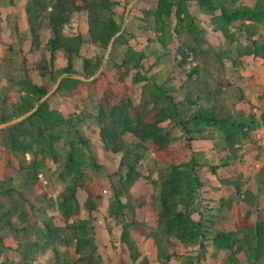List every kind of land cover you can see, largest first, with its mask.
<instances>
[{
  "label": "trees",
  "instance_id": "trees-1",
  "mask_svg": "<svg viewBox=\"0 0 264 264\" xmlns=\"http://www.w3.org/2000/svg\"><path fill=\"white\" fill-rule=\"evenodd\" d=\"M138 2L140 17L148 23V29L141 32L147 35L146 42L156 40L167 46L165 24L168 23L169 36L175 34L177 38V55L180 56L175 54V60L178 65L186 62L189 56L203 64L212 58L219 69L226 71L227 67L240 65L245 56L264 58V32L261 29L264 26V0ZM117 4V0H30L26 10L33 42L39 41L37 29L39 23L45 21L49 33L45 44L47 53L36 61L24 59L25 92L14 110L3 112L0 118L1 122L7 121L31 110L21 119L6 125L9 146L18 159L23 178L29 184L41 183L38 175L47 160L59 161L58 140L64 138L68 146L61 173L63 185L58 192L57 203L67 232L63 240H74L77 255L66 264H112L98 250L93 233V213L101 205L103 192L98 175L88 163L98 168L101 164L97 163L94 154L86 151L90 136L83 131V124L110 152L111 157L104 161L105 173L113 191L109 215L121 223L122 241L130 242L132 233L152 237L160 264H167L170 254L161 246L160 231L163 230L177 238L186 251H191L196 242L205 248V239L209 238L215 251H227L230 264H264V219L253 221L251 209H247L241 224H236L234 228L216 227L209 232L205 220L214 221L206 214L216 213L219 205L211 201L204 206L201 204L203 198L198 196L203 186L201 165L205 164L218 174V167L228 164L237 155L240 146L236 143L248 133L246 129H251L255 123H264V111L259 116L254 112L233 111L221 94L222 85L228 86L230 80H219L221 87L210 86L201 77L198 64L192 65L177 81L173 80L170 72L158 78L153 69L158 55L149 60L144 49L128 46L118 62L120 80L130 77L133 83L140 84L139 91L130 90L127 82L118 86L106 80L94 99L96 112L72 108V105L84 103L95 95L96 83L103 70L95 74L102 65L103 56L91 52L90 48L105 49L111 40L120 35L117 34L121 29L116 17ZM79 11H86L87 34H69L64 26ZM209 35H215L217 39L213 44ZM234 42L239 44L233 46ZM60 55L66 61L57 66L56 59ZM78 60L81 61L80 67L77 66ZM35 73L44 82L37 81ZM58 78L56 87L49 92L51 83ZM238 90L236 96L244 99L242 89ZM178 92H183L181 98ZM166 120L182 128L189 146L196 139L218 136L213 145L224 142L226 146L222 148L226 147L230 152L206 157L201 162L194 154L188 160H170L174 155L173 135L163 125ZM129 136H132L131 140ZM147 142H150L155 156L164 162L158 171L159 208L154 226H148L136 216L138 208L146 200L132 192L141 176L150 177L142 164ZM255 148L259 158L264 160V144H257ZM29 151L33 158L28 161L26 153ZM261 169L264 173V163ZM235 184L240 190V185ZM80 195H84L83 203L88 214L85 217L79 216ZM194 198L202 199L197 209L198 216H194L189 208ZM245 199L250 204L254 201L250 202L248 196ZM33 206L13 180H0V240L1 230H12L19 235L30 227L29 208ZM44 225L48 243L59 237L61 228L58 224L46 219ZM37 246L39 244L34 240L23 242L18 239L16 246L1 247L0 264H9L17 252L23 256L24 264H32L30 260L35 258ZM240 250L245 253L243 262L236 255ZM192 262V255L189 254L182 264ZM139 264L152 263L145 255Z\"/></svg>",
  "mask_w": 264,
  "mask_h": 264
},
{
  "label": "rangeland",
  "instance_id": "rangeland-1",
  "mask_svg": "<svg viewBox=\"0 0 264 264\" xmlns=\"http://www.w3.org/2000/svg\"><path fill=\"white\" fill-rule=\"evenodd\" d=\"M29 1L0 0L2 24L0 32V118L3 112L7 113L14 110L21 99V95L25 92L23 82L25 76L24 59L36 61L42 57L43 53H47L45 44L49 33L45 21H41L37 29L39 41L37 43L33 42V33L26 10ZM117 1L118 11L116 17L121 24V29L117 34L120 35L115 40H111L105 49L96 46L90 48L91 52L103 56L102 65L95 75H98L102 70L103 73L96 83L97 90L94 97L87 99L84 103L72 105L73 109L78 111L80 108H86L91 112H96L94 99L106 80H110L118 86H121L123 82H127L130 90L139 91L140 84L133 83L130 77H126L124 81H121L118 70V62L124 56L126 48L135 46L144 49L149 55V60L155 59V56L158 55V61L153 68L157 72L158 78H163L170 72L173 80L177 81L178 78L185 76V71H189L192 65L198 64L201 68V77L210 86L218 85L221 87L219 80H230L228 86L226 84L222 85L221 94L225 96L226 102L232 106L234 112L243 110L245 113L254 112L259 116L260 112L264 111V58L245 56L240 65L227 67L226 71L219 69L212 58L209 59L208 63L203 64L194 57L189 56L186 62L178 65L177 60H175L177 38L175 34L169 36V24H165L167 46L159 44L156 40L148 43L146 42L147 35L141 34V32L148 29V23L140 17L138 0ZM64 29L69 34L82 33L86 35V11L75 12L72 19L65 24ZM261 29L264 32V26ZM214 36L209 35L212 44L217 40ZM238 44L234 42L233 46ZM65 61V57L60 55L56 59V65L61 66ZM77 66H81L80 60L77 61ZM59 78L56 82L51 83L49 92L56 87ZM35 79L39 80L36 73ZM39 81L44 82L43 79ZM240 88L244 99H239L236 96ZM232 89L237 91L233 92ZM177 95L181 98L183 92H178ZM1 124L0 121V180H13L34 206L29 208L28 226L30 227L27 230L20 232L19 235H15L12 230H1L0 248L8 245L16 246L18 239L23 242L34 240L39 246L36 247L35 258L30 260L33 262L32 264H66L77 255L74 249V240L68 242L63 240V236H66L67 232L64 228L65 220L57 203L58 192L63 185L61 173L64 171L63 162L68 146L64 138L58 140L56 146L60 157L59 161L47 160L46 165L43 166L38 175L41 183L29 184L23 178L19 170L18 159L9 146L6 125ZM163 125L173 135L174 155L170 160H188L194 154L201 162L206 157L213 158L230 152L226 147L222 148L226 146L224 142L213 145V141L218 136L213 139H196L191 141L192 146H189L187 137L179 125L172 124L168 120L164 121ZM81 126L83 131L90 136L89 148H86L87 153L94 154L97 163L101 164L98 168L91 165L90 162L88 163L95 174L98 175L103 192L101 205L93 213L95 216L93 219V233L98 244V250L112 264H139L145 255L149 256L152 264H160L156 248L153 247L152 237L132 233L130 242L127 243L121 240L122 225L115 217L109 215V209L113 202V191L108 183L104 161L106 158L111 157L110 152L94 132H91L84 124ZM246 130H248V133L241 136L236 143V146H240L237 155L228 164L220 165L217 169L218 174L207 168L205 164L200 167L203 186L198 196L203 200L194 198L189 208L194 216H198L197 209L200 200H202L201 204L204 206L211 201H215V204L219 205L216 213L213 215L212 212L206 214L214 221L212 223L208 219L205 220L209 232L214 231L216 227L234 228L236 224H241L247 209H251L250 215L253 221L259 218L264 219V173L261 169L264 160L259 158L258 151L255 148L257 144H264V123H255L251 129ZM128 138L131 140L132 136ZM144 155L142 164L150 177L141 176L133 186L132 192L146 200V203L138 208L136 216L144 220L148 226H154V217H156L159 208L158 171L164 162L155 156L150 142L146 143ZM26 158L28 161L33 158L30 151L26 153ZM219 176L228 178V180L220 179ZM235 183L240 185V190L236 189ZM50 196H52L51 199H49ZM247 196L250 202L254 199L252 204L245 199ZM79 197L81 203L79 216L85 217L88 214L83 203L84 195ZM206 215L205 218H207ZM46 219L52 220L61 228L59 237L49 243L44 233V221ZM160 235L162 248L170 254L167 264H182L189 254L192 255V264H230L227 251H215L212 240L209 238L205 239V248L200 247L196 242L191 251H186L183 249L181 242L174 236L166 234L163 230L160 231ZM135 254L137 255L136 258L134 257ZM236 255L240 261H244L245 253L243 250L238 251ZM9 264H24L23 256L17 252Z\"/></svg>",
  "mask_w": 264,
  "mask_h": 264
},
{
  "label": "water",
  "instance_id": "water-1",
  "mask_svg": "<svg viewBox=\"0 0 264 264\" xmlns=\"http://www.w3.org/2000/svg\"><path fill=\"white\" fill-rule=\"evenodd\" d=\"M48 93H49V92H48ZM48 93H47L44 97H46V96L48 95ZM44 97H42V98H44ZM30 111H31V110H29V111H27V112H25V113H23V114H21V115L15 117V118H12V119H10V120L4 121V122H2L1 125H7V124H9V123H11V122H14V121H16V120H18V119H21L22 117H24V116H25L27 113H29Z\"/></svg>",
  "mask_w": 264,
  "mask_h": 264
}]
</instances>
